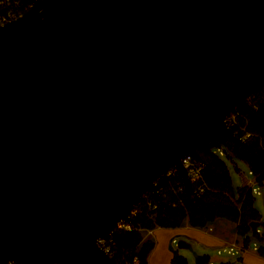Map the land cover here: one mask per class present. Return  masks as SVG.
I'll list each match as a JSON object with an SVG mask.
<instances>
[{"label":"water","instance_id":"water-1","mask_svg":"<svg viewBox=\"0 0 264 264\" xmlns=\"http://www.w3.org/2000/svg\"><path fill=\"white\" fill-rule=\"evenodd\" d=\"M0 25V264L97 243L264 85V0H32ZM255 230L259 221L249 222ZM179 247L187 242L177 240Z\"/></svg>","mask_w":264,"mask_h":264},{"label":"trees","instance_id":"trees-1","mask_svg":"<svg viewBox=\"0 0 264 264\" xmlns=\"http://www.w3.org/2000/svg\"><path fill=\"white\" fill-rule=\"evenodd\" d=\"M264 86L251 91L247 104H237L232 111H237L236 127H244L250 135L246 143H237L222 131L211 133L197 151L208 164L202 169V177L206 184L200 197L191 196L187 190L174 192L170 183L174 185L181 180L179 175L173 177L160 176L157 180L160 194L164 201L155 209L147 207L133 215L134 224L142 227H176L187 223L191 226L206 227L217 218H224L235 223L236 233L249 242L248 233L259 236L256 230H251L249 222H260L261 213L254 206V194L248 185L234 187L232 177L225 158L235 157L243 161L248 169L256 175V180L264 184ZM254 94V95H253ZM253 95V96H252ZM240 132H237L239 134ZM223 147L224 155H219L215 149ZM193 186L196 182L193 181ZM114 261L121 264L124 260L131 261L137 257L138 264H148L147 256L154 242L150 237H143V231L133 227L131 229L115 228L112 233ZM258 251L264 255V246ZM209 254L201 255L196 264H207ZM169 264H188L187 258L176 250ZM216 264H234L230 260L219 259Z\"/></svg>","mask_w":264,"mask_h":264},{"label":"built area","instance_id":"built-area-1","mask_svg":"<svg viewBox=\"0 0 264 264\" xmlns=\"http://www.w3.org/2000/svg\"><path fill=\"white\" fill-rule=\"evenodd\" d=\"M33 4L32 0H0V25L6 23L7 21H10L12 19H15L19 16H22L24 12L31 7ZM264 86V85H263ZM250 94L248 95L249 99ZM237 111H231L226 119L228 125L236 126L237 120H236ZM236 135L243 138L244 140L247 139V137L250 135L249 131H246L244 127H236V130H233ZM237 132H240L237 134ZM215 151L219 155H224L225 150L223 147H217ZM182 165L186 168L188 176L191 180V184L193 181L196 182L195 186H193V189L197 196H200L206 187V184L202 177V169L205 167V164L195 159L191 154H186L181 158ZM248 174L253 175L254 178L252 180H249L246 185L249 186L253 194H261V188L264 186V184L259 183L256 180V175L252 172V170L248 169ZM179 175L178 169L175 166L168 167L164 172H162L156 179V182L160 176L162 177H173ZM180 176V175H179ZM170 187L174 192H180L182 190H186L184 188V185L182 183V180H177L174 185L170 183ZM160 188L158 186L157 182V189L160 192ZM161 193V192H160ZM194 196V195H191ZM196 197V196H194ZM159 202L153 195L151 191H145L140 199L136 202L134 205L131 216L132 219L130 221H119L114 226L113 230L115 228L119 229H131L133 227H136L137 229H140L143 231L145 235H150L153 232V228L155 227H142L139 224H134L133 222V215H135L139 210H141L144 207H147L148 209H155L158 206ZM211 229V227H209ZM258 233L260 232L259 227L257 226L255 229ZM113 233V232H112ZM112 233L110 234H104L97 238L98 245L105 250L109 255L113 256L114 248H113V238ZM176 242L175 240H173ZM252 248L254 250L258 249L257 242H252ZM244 250V246L241 244H238L237 241L233 240L229 242L228 246L223 247L222 249H218L216 253L218 255H236ZM5 264H23L20 262H16L13 260L7 261ZM46 264H60L58 262H51ZM121 264H138L137 257L134 256L131 261L124 260L121 262ZM207 264H215L214 261L209 260Z\"/></svg>","mask_w":264,"mask_h":264},{"label":"rangeland","instance_id":"rangeland-1","mask_svg":"<svg viewBox=\"0 0 264 264\" xmlns=\"http://www.w3.org/2000/svg\"><path fill=\"white\" fill-rule=\"evenodd\" d=\"M262 90H264V87L262 88ZM225 161L230 171L234 187L246 184L249 180H252L254 178L253 175L248 174V167L243 161L235 157H232L231 159L225 158ZM261 192H262L261 194H254V206L261 213L260 224L258 225L260 229V233H259L260 235L256 236L252 234L251 232H249L248 235H249L250 245L252 244L253 241H255L258 244L264 246V186L261 188ZM221 221L225 223V225L227 226L225 231L226 233L230 235L229 238L232 239L236 234L235 223L233 221H230L224 218H217L211 223L215 227H217ZM171 232L172 230L168 228H162V229H158L157 231H155L154 235L156 238V242L158 243H157L156 249L154 250L155 252L153 256H155L157 252H162L163 250H165L166 254H170L174 250H176L178 253L184 255L187 258L188 264H196L199 256L202 253L209 252V253L215 254L216 252L215 248L203 247V245L199 243L197 240H195L194 238L189 239L187 235L184 233H180L179 235L174 234L176 238V242H172L171 238L173 235ZM151 237L155 241L154 236H151ZM181 238L190 242V244L185 247H179L177 245V240ZM237 240L240 241V236L237 237ZM234 257H236V255L223 254V255H220L219 259L221 258L222 260H226V259L233 260ZM215 264H216V261H215Z\"/></svg>","mask_w":264,"mask_h":264},{"label":"crops","instance_id":"crops-1","mask_svg":"<svg viewBox=\"0 0 264 264\" xmlns=\"http://www.w3.org/2000/svg\"><path fill=\"white\" fill-rule=\"evenodd\" d=\"M259 224H260V222H259ZM209 227H211V229H209ZM226 227L227 226L222 221L220 222V224L217 227H215L212 223L206 227L191 226V225H188L187 223H183L182 225H179L176 227L156 226L155 228H153L152 234L145 235L143 233V237H145V238L150 237L153 240V238L151 236H154V239H155V241L153 240L154 245H153L152 249L150 250V252L147 256V262H148V264H169L170 263V259H171L173 252L170 254H166L165 250H163L162 252H157V254L155 256H153V254L155 252L154 250L156 249L157 243H158V242H156V238L154 235L155 231H157L158 229H162V228H168V229L172 230V232H171L173 235L171 238L172 242H174L173 240L176 241L174 234L179 235L180 233H184L187 235V237L189 239L194 238L199 243H201L203 245V247L215 248V251H217L218 249H222L223 247L228 246L229 242L235 240V241H237L238 244H241L244 246V250L242 252L236 254V257H234L233 260H230L231 262H233L234 264H264V255H261L259 253L258 249L254 250L252 248V244L250 245L249 242L247 244H245L241 237H240V241H238L237 237H239V236L237 233L235 234V236L232 239L229 238L230 235L228 233H226V231H225ZM183 240L185 242H187V245L190 244V242L186 241L185 239H183ZM259 247H260V244H258V248ZM203 254H209L211 257L210 260H212L214 262L219 260V257H220V255H218L216 252H215V254L206 252V253H202L201 255H203ZM224 259H226V258H224ZM196 260H197V258H196Z\"/></svg>","mask_w":264,"mask_h":264}]
</instances>
